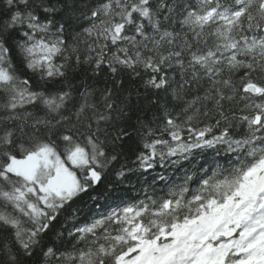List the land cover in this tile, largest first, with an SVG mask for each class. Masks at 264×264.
I'll use <instances>...</instances> for the list:
<instances>
[{
	"label": "snow or ice",
	"instance_id": "obj_1",
	"mask_svg": "<svg viewBox=\"0 0 264 264\" xmlns=\"http://www.w3.org/2000/svg\"><path fill=\"white\" fill-rule=\"evenodd\" d=\"M0 264H264V0H0Z\"/></svg>",
	"mask_w": 264,
	"mask_h": 264
}]
</instances>
